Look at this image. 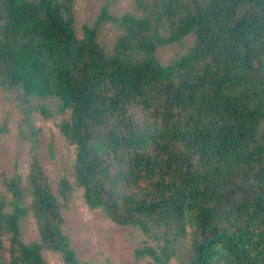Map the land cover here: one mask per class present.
Instances as JSON below:
<instances>
[{"label":"trees","instance_id":"trees-1","mask_svg":"<svg viewBox=\"0 0 264 264\" xmlns=\"http://www.w3.org/2000/svg\"><path fill=\"white\" fill-rule=\"evenodd\" d=\"M111 3L78 37L74 0H0V85L17 92L31 142L27 184L3 180L0 264H48L44 249L82 264L64 231L73 184L51 188L36 109L70 114L59 128L75 182L90 208L154 241L137 258L264 264V0H136L141 13L121 15ZM106 22L123 30L112 50L98 41ZM190 34L187 52L160 61V46ZM30 211L40 240L25 243Z\"/></svg>","mask_w":264,"mask_h":264},{"label":"rangeland","instance_id":"rangeland-1","mask_svg":"<svg viewBox=\"0 0 264 264\" xmlns=\"http://www.w3.org/2000/svg\"><path fill=\"white\" fill-rule=\"evenodd\" d=\"M108 0H74V26L78 37L83 35L84 24H92L101 7ZM112 14L121 15L126 12H136V0H111ZM122 29L113 22H106L100 31L99 39L104 47L112 50ZM195 41V35L190 34L183 42L162 45L157 49V56L162 63H169L176 56L188 51ZM54 106L51 98L34 97L30 104L38 107L40 104ZM65 113L56 117H45L39 110H34L30 121L35 129H39V157L47 173L50 185L58 196V182L67 175L73 184L70 201L63 209L65 217L64 231L70 238L82 264H147L150 257L137 258L135 250L145 242L155 245L139 227L120 225L111 220L101 208H90L83 199V189L79 187L71 171L75 162L76 147L61 133L59 123L69 118ZM25 111L20 105L17 92L4 90L0 85V193L12 197L11 192L3 183L4 178L10 180L16 175L21 177L23 185L27 178L31 162V142L22 136L21 130ZM30 196L25 198L30 203ZM21 238L25 243L40 240L38 224L30 211L21 219ZM42 254L48 264H67L58 251L44 249ZM171 264H179L176 258Z\"/></svg>","mask_w":264,"mask_h":264}]
</instances>
